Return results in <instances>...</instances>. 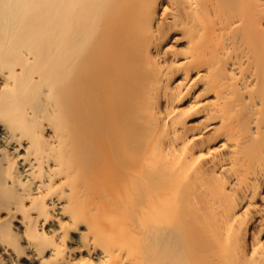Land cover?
<instances>
[{"label":"bare ground","instance_id":"6f19581e","mask_svg":"<svg viewBox=\"0 0 264 264\" xmlns=\"http://www.w3.org/2000/svg\"><path fill=\"white\" fill-rule=\"evenodd\" d=\"M263 191L264 0H0V264H264Z\"/></svg>","mask_w":264,"mask_h":264},{"label":"rangeland","instance_id":"374dc122","mask_svg":"<svg viewBox=\"0 0 264 264\" xmlns=\"http://www.w3.org/2000/svg\"><path fill=\"white\" fill-rule=\"evenodd\" d=\"M174 35L175 36H178V33H174ZM182 43H177L176 44V46H178V47H182ZM188 104H189V100L187 99H185V101H183L182 102V104L180 105L182 108L184 107L185 108V110L187 111V109H186V107L188 106ZM188 108V107H187ZM191 113H193V112H189V114H186L187 115V117H186V119H184V121H185V125L187 126H194V127H196V126H198V124H199V121H200V115L199 114H191ZM190 117H189V116ZM192 115V116H191ZM194 115V116H193ZM262 195L264 196V191H263V193H262ZM262 241L264 242V236H263V238H262Z\"/></svg>","mask_w":264,"mask_h":264}]
</instances>
